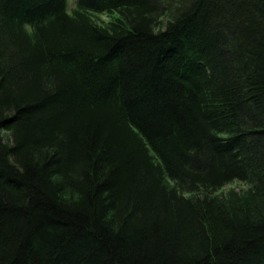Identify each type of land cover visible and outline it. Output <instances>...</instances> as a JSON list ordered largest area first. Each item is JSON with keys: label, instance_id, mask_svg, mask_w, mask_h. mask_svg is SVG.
Instances as JSON below:
<instances>
[{"label": "trees", "instance_id": "obj_1", "mask_svg": "<svg viewBox=\"0 0 264 264\" xmlns=\"http://www.w3.org/2000/svg\"><path fill=\"white\" fill-rule=\"evenodd\" d=\"M0 264H264V0H0Z\"/></svg>", "mask_w": 264, "mask_h": 264}, {"label": "rangeland", "instance_id": "obj_2", "mask_svg": "<svg viewBox=\"0 0 264 264\" xmlns=\"http://www.w3.org/2000/svg\"><path fill=\"white\" fill-rule=\"evenodd\" d=\"M72 6H73V0H70V8ZM97 17L100 20H105V21L110 19V17L107 14H99ZM170 184H172V183H170ZM246 188H247V185L244 184L243 182L234 181V182L226 185L224 188L218 190L217 194H219V195H227L233 190L236 191V192H242Z\"/></svg>", "mask_w": 264, "mask_h": 264}]
</instances>
